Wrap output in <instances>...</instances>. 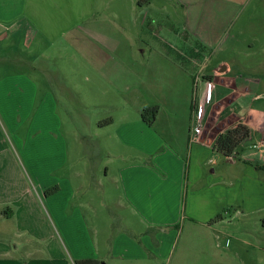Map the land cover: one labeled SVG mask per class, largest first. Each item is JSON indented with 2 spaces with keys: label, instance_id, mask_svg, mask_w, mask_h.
<instances>
[{
  "label": "rangeland",
  "instance_id": "1",
  "mask_svg": "<svg viewBox=\"0 0 264 264\" xmlns=\"http://www.w3.org/2000/svg\"><path fill=\"white\" fill-rule=\"evenodd\" d=\"M62 1L48 0L47 13L52 22L36 24L26 18H16L11 23L0 20V191H26L35 199L44 200L51 196L47 194L50 190H60L54 184L59 179L64 191H69L71 185L97 197V202L105 195L109 208L102 209L95 220L101 244L105 239L110 244L126 242L134 233L136 241L165 239V249L173 234L170 236L162 227L149 229L148 221L158 216L157 207L163 205L157 198L150 200L152 194L156 197L182 190L208 191L213 181L216 183L213 189L229 192L232 200L244 201L246 206L264 203L263 167L259 172L252 168L244 171L241 165L228 164L212 151H202L194 160L193 181L188 185L190 150L195 145L189 149L185 146L180 154L170 152L161 143L164 139L158 129L143 121L144 109L155 105L165 109V104L154 102L163 94H172L177 111H185L184 91L178 87L180 82H187L180 69V55L172 51L166 56L168 59L157 54L158 50L152 54L143 36L144 24L137 22L129 9L116 24L115 19L100 22V0L84 3L95 5L93 22L75 21L72 23L75 31L68 33L71 23L66 19L67 4ZM80 1L77 14L81 13L85 0ZM155 2L158 8L170 6L166 25L177 28L183 25L176 0ZM122 4L130 5L127 0H122ZM259 15L264 20V7ZM57 18L58 21L54 20ZM162 19L154 25L163 23ZM116 27H123L124 37L116 38ZM89 30L91 39L84 34ZM182 41L179 36L160 37L154 47L161 49L170 44L179 48ZM188 41L190 47L196 46L198 40L192 37ZM150 84L155 86L151 88ZM172 153L178 154V164ZM241 153L243 157L262 161L259 165L264 166V159L257 157V149L247 147ZM121 158L125 166L138 168L132 187L137 196L136 214L127 208V200L121 195L124 192L119 175ZM243 193H251V197ZM122 200L125 207L120 208L117 204ZM42 211L46 222L52 225L50 212L45 208ZM261 216L253 214L248 220L253 223ZM240 219L235 218L219 234L224 241L220 240V255L231 251L236 259L233 263L220 259L218 264H248L243 241L258 237L259 232L251 228L253 224L246 225ZM15 223L10 221L5 232L12 248L21 242L26 244L20 249L22 257L33 254L30 258H36L39 251L45 256L53 240L37 239L31 232H43H37L36 225H31V232H20ZM74 227L83 231L80 215L76 216L75 224H70V231ZM52 228L60 236V242L63 240L69 247L60 226L54 224ZM225 241H229L228 245Z\"/></svg>",
  "mask_w": 264,
  "mask_h": 264
},
{
  "label": "crops",
  "instance_id": "2",
  "mask_svg": "<svg viewBox=\"0 0 264 264\" xmlns=\"http://www.w3.org/2000/svg\"><path fill=\"white\" fill-rule=\"evenodd\" d=\"M100 1V22L115 19L116 24L129 9V13L136 16L137 22L144 24L143 36L152 54L158 50L157 54L168 59L166 56L172 51L180 55V69L187 82H180L178 87L184 91L185 103H182L185 104V111H177L173 104L176 99L172 98V94L162 93L163 96L154 102L165 104L166 107L163 109L161 105H155L159 107V113L154 126L164 139L159 141L170 152L179 153L185 146L189 149L190 145H195L190 150L188 185L193 181L191 174H194V160L202 151H212L214 155L221 156L214 152L218 136L235 129L239 124L248 127L251 133L250 138L241 146V152L247 147L257 149L259 160L264 159V20L259 15L264 7V0H176V6L184 18V23L179 28L164 23L170 14V6L158 8L155 0H127L129 7L123 6L122 0ZM62 2L67 4L66 19L71 23L68 33L75 31L76 27L72 25L75 21L84 24L93 22L96 13L94 3L87 6L84 4L88 3L85 0L82 2L81 13L77 14L76 7H80V0ZM48 4V0H0V20L11 23L16 18H26L36 24L52 22L53 18L47 13ZM159 18H163V23L154 25ZM84 34L91 39V30ZM124 34L123 27H116V38H122ZM102 35L106 37V34ZM165 36H179L183 41L179 48L170 44L161 49L155 48V40ZM192 37L198 41L196 46L188 47V40ZM199 81L213 84L214 101L199 142L191 143L196 126L193 105L198 99V93L195 97V90ZM150 86L152 88L155 85ZM173 156L178 164V154L174 153ZM224 159L228 164L241 165L244 171L252 168L259 172L264 168L259 165L262 161L243 157L242 153L237 159ZM124 163L121 158L119 175L124 186L121 195L127 200V208L136 214L137 196L132 187L138 168L125 166ZM257 166L261 169L257 170ZM61 182L59 179L55 181L54 184L60 190L50 197L46 196L44 200H37L26 191H0V264H74L77 260H98L104 264H218L220 259L233 263L236 259L233 252L220 255V240L223 239L219 234L220 229L231 224L235 218L238 221L242 218L246 225L253 224L250 225L251 228L256 233L259 232L258 237L243 241L246 246L245 262L264 264V203L246 206L244 201L241 203L232 200L229 192L213 189L216 188L213 181L209 185L211 190L208 191L182 190L176 193L165 192L156 197L154 194L149 196L150 200L157 198L163 204L157 207L158 216L148 221L149 229L162 227L170 236L173 234L168 239L166 249L165 239L143 238L136 241L134 233L130 234L131 239L126 242L116 241L110 244L105 239L104 244H101L95 220L102 209L109 208L107 197L101 195L97 202V197L77 191L71 185L69 191H64ZM67 183H71L69 177ZM245 195L251 197V193ZM117 205L123 208L125 202L122 200ZM2 206L7 208L6 212ZM43 208L50 212L52 225L58 224L64 231L69 247L64 245L63 240L60 242L59 233L58 238L50 222H46ZM220 214L224 215V219L211 225V220ZM253 214L263 216L252 223L248 216ZM77 215H80V224L83 225L82 232H78L79 229L75 227L71 231L69 229L70 224H75ZM13 220L20 232L30 231L31 225H36L37 232H43L38 234L30 231L37 239L41 242L53 240L48 244L45 256L43 251H39L38 256L37 251L36 258H30L33 254L22 257L20 249H24L26 244L21 242L12 248L5 232L8 223ZM172 228L175 229L174 232H171ZM248 234L252 238L250 231Z\"/></svg>",
  "mask_w": 264,
  "mask_h": 264
},
{
  "label": "trees",
  "instance_id": "3",
  "mask_svg": "<svg viewBox=\"0 0 264 264\" xmlns=\"http://www.w3.org/2000/svg\"><path fill=\"white\" fill-rule=\"evenodd\" d=\"M193 111L195 112V104L193 105ZM159 113V107L154 106L144 109L142 112V118L145 123L152 126L154 125L157 115ZM250 130L243 124H239L235 129L230 130L225 134H220L214 145V152L221 155L222 157L233 160L237 159L241 153V146L250 138ZM260 170V167H256ZM59 188H54L47 192L48 195L56 193ZM224 219V215L220 214L210 224L220 222ZM74 264H102L98 260H77Z\"/></svg>",
  "mask_w": 264,
  "mask_h": 264
},
{
  "label": "built area",
  "instance_id": "4",
  "mask_svg": "<svg viewBox=\"0 0 264 264\" xmlns=\"http://www.w3.org/2000/svg\"><path fill=\"white\" fill-rule=\"evenodd\" d=\"M196 89L198 93L194 112L196 126L194 128L193 136L190 139L191 143L199 142V137L210 117L214 101V86L211 82L200 81L197 83Z\"/></svg>",
  "mask_w": 264,
  "mask_h": 264
}]
</instances>
